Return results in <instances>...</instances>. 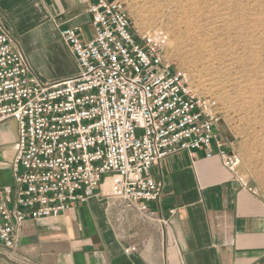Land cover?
<instances>
[{"label":"built area","instance_id":"obj_1","mask_svg":"<svg viewBox=\"0 0 264 264\" xmlns=\"http://www.w3.org/2000/svg\"><path fill=\"white\" fill-rule=\"evenodd\" d=\"M90 12L91 41L78 28L60 32L79 72L54 82L35 74L0 19V125L18 126L13 183L0 186V246L7 250L27 221L59 218L99 194L168 224L151 208L163 192L151 170L178 153L205 150L210 158L215 147L229 171L238 165L219 140L212 102L166 59L167 38L139 34L120 0H96ZM108 179H116V194L104 193Z\"/></svg>","mask_w":264,"mask_h":264},{"label":"crops","instance_id":"obj_2","mask_svg":"<svg viewBox=\"0 0 264 264\" xmlns=\"http://www.w3.org/2000/svg\"><path fill=\"white\" fill-rule=\"evenodd\" d=\"M95 1L0 0V19L35 74L54 82L79 72L60 32L78 28L91 41ZM3 124L0 186L13 183L17 149V134L7 135ZM213 150L210 158L205 150L181 152L151 170L163 184L151 208L168 224L143 220L99 194L59 218L27 221L16 247L0 246V264H264V202ZM132 246L137 251L127 254Z\"/></svg>","mask_w":264,"mask_h":264},{"label":"rangeland","instance_id":"obj_3","mask_svg":"<svg viewBox=\"0 0 264 264\" xmlns=\"http://www.w3.org/2000/svg\"><path fill=\"white\" fill-rule=\"evenodd\" d=\"M141 35L162 33L166 59L219 114L235 174L264 202V0H120ZM3 129L18 135L15 120Z\"/></svg>","mask_w":264,"mask_h":264},{"label":"bare ground","instance_id":"obj_4","mask_svg":"<svg viewBox=\"0 0 264 264\" xmlns=\"http://www.w3.org/2000/svg\"><path fill=\"white\" fill-rule=\"evenodd\" d=\"M105 194H116L118 192L116 179H108L103 185Z\"/></svg>","mask_w":264,"mask_h":264}]
</instances>
